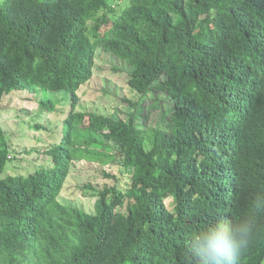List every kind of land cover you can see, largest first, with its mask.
<instances>
[{"label":"trees","instance_id":"obj_1","mask_svg":"<svg viewBox=\"0 0 264 264\" xmlns=\"http://www.w3.org/2000/svg\"><path fill=\"white\" fill-rule=\"evenodd\" d=\"M98 50L130 68L126 118L77 110ZM40 89L71 108L28 175L7 173L0 124V264H204L198 241L241 224L235 264L264 263V0H2L0 117L6 96ZM90 154L128 175L106 174L95 213L59 198Z\"/></svg>","mask_w":264,"mask_h":264},{"label":"rangeland","instance_id":"obj_2","mask_svg":"<svg viewBox=\"0 0 264 264\" xmlns=\"http://www.w3.org/2000/svg\"><path fill=\"white\" fill-rule=\"evenodd\" d=\"M129 72V66L122 60L98 50L94 75L79 90L81 99L77 110L108 116L119 114L120 117L126 118V114L134 109L127 100L138 101L140 98L128 83ZM68 95L66 91L40 89L34 94L28 91H14L6 96L0 124L7 132L12 146V159L7 166L8 174L28 175L43 165H48L44 151L59 142L63 136V120L71 108ZM64 96L67 99H63ZM49 98L60 100L58 107L64 109L63 114L41 108L40 101ZM165 103H168V100ZM160 108L150 106V103L146 104L145 114L149 117L150 123L158 125ZM37 125L44 128L38 129ZM89 150L98 153L115 151L114 147L106 150L101 147ZM93 158L90 154L86 158L75 160L59 197L63 204L88 213H95L98 200L95 193L102 190L106 184L113 185L116 182L106 174L115 175L121 182L123 179L126 182L128 176L120 165ZM166 204L171 207V197L166 200Z\"/></svg>","mask_w":264,"mask_h":264},{"label":"clouds","instance_id":"obj_3","mask_svg":"<svg viewBox=\"0 0 264 264\" xmlns=\"http://www.w3.org/2000/svg\"><path fill=\"white\" fill-rule=\"evenodd\" d=\"M250 232L251 227L247 224L215 232L198 241V254L204 264H235L236 258L247 246Z\"/></svg>","mask_w":264,"mask_h":264}]
</instances>
